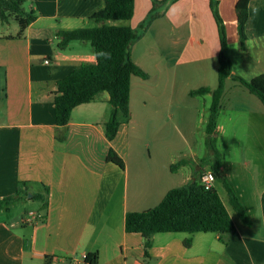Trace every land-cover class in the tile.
I'll list each match as a JSON object with an SVG mask.
<instances>
[{
  "label": "crops",
  "instance_id": "1",
  "mask_svg": "<svg viewBox=\"0 0 264 264\" xmlns=\"http://www.w3.org/2000/svg\"><path fill=\"white\" fill-rule=\"evenodd\" d=\"M238 1L217 4L233 76L225 80L215 136L221 135L220 174L251 224H243L238 216L235 220L223 203L235 226L232 234L157 233L147 250L139 233L125 231V214L156 206L167 191L194 179V171L180 179L179 168L170 170L177 158L173 147L157 148L153 158L131 145L122 153L115 143L117 135L112 140L105 136L110 113L107 92L76 106L65 126L54 120L56 82L81 64L95 61L87 42L73 41L59 49L57 32L96 26L90 17L104 8L105 0H27L25 10H33L36 18L20 37L15 20L0 22V201L15 195L22 184L16 198L0 204V264H75L94 252L96 264H264V106L234 79L258 80L264 87V0L247 3L242 46L235 11ZM152 2L134 0L131 19L106 23L137 28ZM158 12L161 15L135 43L156 28V35L166 32L171 44H180L183 38L187 47L181 50L182 57L195 51L198 41L210 46L204 57L217 58L220 44L210 0L167 2ZM135 43L130 46L131 59L147 77H131L126 124L139 121L142 137L148 124L157 131L165 113L176 122L194 118L187 102L181 106L173 100L177 87L156 85L151 89L165 93L167 102L162 96L148 105L142 102L137 121L133 119V79H150L143 62L133 58ZM143 56L162 58L155 48ZM174 131L178 136L172 125L169 132ZM109 149L122 158L123 168L105 160ZM188 164L192 169L196 162ZM206 168L194 167L201 170L198 178Z\"/></svg>",
  "mask_w": 264,
  "mask_h": 264
},
{
  "label": "trees",
  "instance_id": "2",
  "mask_svg": "<svg viewBox=\"0 0 264 264\" xmlns=\"http://www.w3.org/2000/svg\"><path fill=\"white\" fill-rule=\"evenodd\" d=\"M27 0H0V22L15 20L18 23L20 37L25 28L35 18L33 10H25ZM174 1V0H171ZM250 0H239L236 4L237 32L240 45L246 39L244 24L247 18L246 6ZM169 0H153L152 8L138 28L110 25L106 22L126 21L131 19L134 10V0H105L104 8L91 15L90 19L97 25L77 28L70 31L57 32V47L61 50L73 41L89 43L95 61L81 64L66 77L56 82L54 97V120L57 126H65L70 119L72 110L81 104L91 102L101 92H107L110 107L109 118L105 124V136L108 140L115 138L119 128L118 116L127 122L130 117L129 95L132 76L146 79L147 74L131 59L130 46L138 41L151 21L161 14L157 7L165 6ZM218 0H210V8L217 25L220 49L217 56V84L211 90L200 87L189 92L190 96L211 95V102L205 124V144L210 152L209 170L215 180H220L227 194L228 202L245 225H250L243 205L220 174L221 158L215 148L216 119L219 102L224 91L225 80L232 77L231 61L227 54L226 32L221 18L217 13ZM234 79L251 94L255 95L264 106V87L258 80L247 81L235 76ZM105 160L120 168L124 167L122 158L109 149ZM188 164L187 160H179L170 166L171 171ZM195 166V165H194ZM192 170L194 179L172 188L166 192L162 200L154 207L137 212H127L124 217V229L127 233H139L143 237L144 247L151 246V237L157 233H217L232 234L235 226L227 212L216 189H205L197 177L201 170ZM201 167L200 165H198ZM18 184L15 195L5 198V201L16 198L20 192ZM3 200V201H4ZM0 201V204L3 202ZM190 242H185L189 246ZM97 252L85 257L86 264H96Z\"/></svg>",
  "mask_w": 264,
  "mask_h": 264
},
{
  "label": "rangeland",
  "instance_id": "3",
  "mask_svg": "<svg viewBox=\"0 0 264 264\" xmlns=\"http://www.w3.org/2000/svg\"><path fill=\"white\" fill-rule=\"evenodd\" d=\"M169 1L173 3L177 0ZM25 6L26 3L24 4V7ZM161 7H157V11ZM211 13L213 15L212 10ZM197 25L199 26L198 21ZM156 34L157 29H152L148 37H145L142 41L135 43L132 49L133 58L137 59V62H143L150 73V79L148 81H141V79L137 77L133 79L131 97V112L133 114V119L135 118V120L137 121L136 118L139 117L142 102H145L148 105L151 102H155L156 97L160 96H162L164 102H167L168 97L166 99L165 93L155 94L151 89L156 85L177 87L173 94V100L178 101L181 106H183L184 103L187 102L188 105L192 107L191 109L195 113L194 118H190V120L188 119L186 121L180 120V122H178L177 120V123L176 120L172 119L171 116H169L170 114L165 113L164 122H161L158 125V128L156 126L157 131H151L152 126H149L148 124L145 129V136L141 137L140 135L143 132L141 128L143 127L140 126L139 121L137 124L132 122L127 125L122 116L119 115V128L117 136L115 138V143L122 153L124 151H127V148L131 145V148L141 151L145 156H147L148 152H150L152 158L154 157L157 148L160 147L161 149H164L167 147L170 150V148L173 147L174 152L177 156L174 163L178 162L181 159L187 160L188 163H192L194 161L196 162L195 166L207 165L206 169L209 170L211 155L205 144V123L211 102V96L210 94L187 96L185 92L200 87H207L211 90L216 87L218 65L217 58L216 56L212 55L204 57L205 48H207L208 50L210 49V46H204L198 41H196V50L192 52L186 51L184 56L182 57L180 56V52L183 47H187L184 46L185 44H183V38L181 39L182 42H180V44L174 45L168 41L170 39L166 35V32L160 30L158 36ZM154 48L157 50L159 55L162 56L159 61L150 60V57L145 58L143 56L144 52H147V50L152 51ZM209 54H211V52H209ZM155 62H158L157 66L155 65ZM141 84L143 86H141ZM217 120L220 124V115H218ZM172 125L176 127L177 130H179L178 136L175 135V131L174 134H170L169 128ZM153 134H155V136L158 135V140L160 141L155 140L153 138ZM220 138V133H217L215 136V148L218 153ZM190 165L191 164H187V166L185 165L179 167V176H181L179 177L180 179L185 173H192ZM178 183H181V180H179ZM214 187L220 195L231 216L235 220H238L237 215L228 203L227 195L221 181L216 180L214 183ZM16 211L17 209H14V212Z\"/></svg>",
  "mask_w": 264,
  "mask_h": 264
},
{
  "label": "built area",
  "instance_id": "4",
  "mask_svg": "<svg viewBox=\"0 0 264 264\" xmlns=\"http://www.w3.org/2000/svg\"><path fill=\"white\" fill-rule=\"evenodd\" d=\"M201 185L205 189H211L213 187V184L215 182L214 174L210 170H206L201 173L199 177ZM86 257V256H85ZM85 257L81 261H77L75 264H86L85 263Z\"/></svg>",
  "mask_w": 264,
  "mask_h": 264
}]
</instances>
